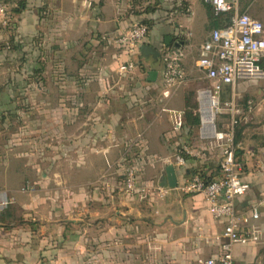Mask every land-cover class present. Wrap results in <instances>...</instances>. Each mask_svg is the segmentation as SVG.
<instances>
[{
	"label": "crops",
	"instance_id": "crops-1",
	"mask_svg": "<svg viewBox=\"0 0 264 264\" xmlns=\"http://www.w3.org/2000/svg\"><path fill=\"white\" fill-rule=\"evenodd\" d=\"M26 1L12 16V31L0 32V122L8 119L3 104L28 105L25 113L12 107L13 120L28 122L25 149L0 154V189L11 198L0 215V264H200L217 256L225 221L213 217L205 196L175 188L161 198L154 190L168 164L181 168L170 157L183 133L176 128L183 98L170 90L164 97L163 69L155 64L161 58L139 53L147 82L115 78L129 58L116 37L132 25V0ZM187 2L189 13L155 21L145 42L161 52L167 36L180 35L184 67L186 53L195 49L200 58L212 30L232 15L217 13L209 0ZM237 2V13L264 23V0ZM151 70L155 81L148 80ZM130 86L141 95L127 94ZM228 88L246 114L236 145L250 187L237 208L250 213L257 206L260 213L250 220L259 243H237L234 263L264 264V80ZM204 146L211 174L222 146ZM132 164L144 191L130 196L123 174Z\"/></svg>",
	"mask_w": 264,
	"mask_h": 264
},
{
	"label": "built area",
	"instance_id": "built-area-1",
	"mask_svg": "<svg viewBox=\"0 0 264 264\" xmlns=\"http://www.w3.org/2000/svg\"><path fill=\"white\" fill-rule=\"evenodd\" d=\"M237 1L209 0L217 13L232 15L225 25L212 30L210 37L203 43V54L197 60L198 69L208 81V86L198 91V113L201 119L199 135L202 140L222 146L220 172L211 181H205L203 177L195 174L187 177L184 182H179L176 187L185 194H203L210 202L213 217L225 221L220 253L202 259L200 264H235L234 248L237 243L256 244L260 241L258 229L250 224L251 219L259 218V208L254 206L250 213H243L237 208V200L244 196L250 187L242 176L244 164L237 155L235 139L237 128L246 114L232 89L229 98L223 99L222 94L228 86L235 85L237 81L264 80V68L260 65L264 55V23L247 12L237 13ZM0 20L10 27L12 16L9 6L2 0ZM147 38V27L141 22L133 23L116 37L117 46L129 56L119 65L120 74L133 72L138 67L135 56L140 53V46ZM161 56L164 59L162 75L165 85L171 89L186 84L182 49L165 44ZM209 113L212 114L211 121L206 118ZM182 124L180 117L176 128H181ZM185 150L192 155H199L187 146ZM175 163L185 166L187 161L177 154ZM124 175L123 190L127 195L133 196L144 191L140 187L135 166L126 167ZM157 190L159 196L164 198L171 188L158 185ZM10 204L9 193L0 189V215Z\"/></svg>",
	"mask_w": 264,
	"mask_h": 264
},
{
	"label": "rangeland",
	"instance_id": "rangeland-1",
	"mask_svg": "<svg viewBox=\"0 0 264 264\" xmlns=\"http://www.w3.org/2000/svg\"><path fill=\"white\" fill-rule=\"evenodd\" d=\"M176 0H132V7L129 11L130 14H132V24L135 22H142L148 19H151L152 21L158 22V21H162L163 19H165V17L169 16L168 13H170L171 11H175V10H180V7L182 5V2H186L187 0H182V2L180 3V6H176ZM176 14H178V12H175ZM175 14V15H176ZM15 20H11L10 21V27L8 25H5L1 22L0 20V32L6 33L8 31H12V27L14 24ZM16 23V22H15ZM183 35V34H182ZM174 41H182L183 44L180 45L179 48H182L184 45V40L180 35H175L174 37ZM103 41H101V43L99 44L100 46H102ZM164 42V40H163ZM191 42L188 41L187 45H190ZM172 47H174V44H171ZM3 47H6V44L3 43ZM195 50V49H194ZM193 50V53L187 55L186 53V58L185 60L189 59V62H187V66L185 64L186 70L188 74L187 75V82L186 84L180 86V87H173V88H169L167 87V85H165V81L163 79V75H162V80H163V90H164V97H166V90H170L172 92H176L177 95H179L180 97L182 96L183 98V107L181 109V119L184 125V118H187V120H189V117H197L199 115L198 113V109H199V101H198V91L200 88L206 87L208 86V81H206L204 79V75L202 74L201 71L198 70L197 66H196V62L197 59L199 58V54ZM101 51V50H99ZM160 64L159 63H155L158 64V66L160 68H162L164 70V59L161 56L160 57ZM154 59V58H153ZM122 61V60H121ZM121 61H118V64L121 63ZM145 64L141 61H139L138 67L137 69L145 74H142V76L140 75V73L138 72H134L136 71V69L133 72L130 73H125V74H120L117 70H116V80H131V82L134 81H145L147 82V67L144 66ZM162 70V71H163ZM163 73V72H162ZM115 75V74H114ZM149 80V79H148ZM152 81V80H150ZM136 83V82H134ZM3 88L0 89V92ZM138 91V89H135V87H131L126 91L127 94H131L133 91ZM137 95H141V93L138 91L136 93ZM11 95V93H8L7 98H9ZM21 96H24V94H20ZM225 95L226 98H228V94L227 92H224L222 94V96ZM4 98V99H7ZM188 104V105H187ZM27 104H15L14 106L10 103L8 104H3L2 109H5L7 111V117L8 119H2L0 122V133H2L0 135V154L2 155H12L14 153H19L21 150H24L25 147L23 145H21L20 143H24V140L27 139V125L28 122L27 120H23L21 121V123H17L16 120L12 119V107L13 109L16 111L18 109V111H21L23 113H25L27 111ZM179 114V113H178ZM1 118V117H0ZM201 120V119H200ZM16 121V123H15ZM4 123V124H2ZM185 130L184 132L180 135L181 137V142L179 144V147L181 148L183 145H186L189 150L191 151H196L199 153V155H192L190 153H188L186 150V152L188 153V155H190V159H188L187 163L185 166H181V168H176L177 171H180V174H182L183 179L182 182H184L188 177H191L193 175H195L197 172H202V173H206L207 177L213 176L214 173H219L220 172V167L219 166H213L214 172H212L211 174H207L208 170H207V160L204 161L203 159V153L204 151V145L207 144V140H202L200 135H199V129L197 126H194L191 131L189 132V134H187V126L185 125ZM197 131V132H196ZM196 132V133H194ZM183 139V140H182ZM180 148H178L177 152L179 153ZM177 153V154H178ZM207 153V152H206ZM0 155V156H2ZM207 155V154H206ZM135 157H137L135 155ZM175 156H171L170 160L174 161ZM164 163H169V159L165 160ZM133 166L136 167V165L132 164ZM137 168V173H138V167ZM212 168V167H211ZM125 172V170H124ZM217 176V175H214ZM123 177H125V175L123 174ZM27 184V183H25ZM28 185H26L27 187ZM141 186V185H140ZM157 186L158 183H155V188L154 190H157ZM158 191V190H157ZM178 191H180L182 194L183 191L181 189H178ZM140 193V192H138ZM186 195H191V194H186ZM9 207L7 208V210H9ZM6 210V211H7Z\"/></svg>",
	"mask_w": 264,
	"mask_h": 264
},
{
	"label": "trees",
	"instance_id": "trees-1",
	"mask_svg": "<svg viewBox=\"0 0 264 264\" xmlns=\"http://www.w3.org/2000/svg\"><path fill=\"white\" fill-rule=\"evenodd\" d=\"M2 1L9 6V13L11 14V16H14L16 14L21 13L27 7V1L26 0H2ZM189 10H190L189 3L188 2L187 3L186 2H182V5H181L179 11L184 13V14H186V13H189ZM141 23L144 24L147 27L148 35H149L151 30H152V28H153V26H154V24H155L154 21H152L151 19H148V20L142 21ZM14 24H15V22H14ZM14 24H13V27L15 26ZM9 42L11 44V41H9ZM226 92H227V94H228V92L230 93L229 88L226 89ZM223 99H226L225 95H223ZM184 121L185 122H184V125L181 126V130H183V129L185 130V128H186L185 125H186L188 127L187 128V134H189V132L191 131V129L194 126H197L198 129H199V126H200V123H201L199 115L197 117L190 116L189 120H187V118H184ZM184 130H183V132H184ZM196 132H194V133H196ZM235 139H236V141L238 140L237 133H236V138ZM185 146L186 145H183L181 148L178 146V148H180L178 154L182 155L185 158V160L188 161V159H190L191 156L188 155V153L185 151ZM196 174H198L201 177H203L205 181H211V180H213L216 177L214 175L210 176V177H207L206 173H202V172H197ZM216 175H218V174H216Z\"/></svg>",
	"mask_w": 264,
	"mask_h": 264
},
{
	"label": "water",
	"instance_id": "water-1",
	"mask_svg": "<svg viewBox=\"0 0 264 264\" xmlns=\"http://www.w3.org/2000/svg\"><path fill=\"white\" fill-rule=\"evenodd\" d=\"M165 44L168 46H171V44H174L175 45L174 48H179L180 45L183 44V42L182 41H179V42L176 41L175 42L174 37L172 35H169L166 37ZM149 53H152V55L157 59H159L161 56V52L157 48L153 47L152 45L143 43L140 46V54H149ZM140 59H141L140 55L137 54L135 56V60H136L137 64H139ZM157 74H158L157 71L151 70L149 72L148 79L155 81L157 79ZM178 183H179V180L177 178L176 169H175L174 164H172V163L168 164L165 167V173L162 176L161 186H167L171 189H175L178 186Z\"/></svg>",
	"mask_w": 264,
	"mask_h": 264
},
{
	"label": "bare ground",
	"instance_id": "bare-ground-1",
	"mask_svg": "<svg viewBox=\"0 0 264 264\" xmlns=\"http://www.w3.org/2000/svg\"><path fill=\"white\" fill-rule=\"evenodd\" d=\"M207 111L209 112L210 110H207ZM207 116H208V117H206V118L208 119V121H211V119H212V114L209 113ZM209 129H210V128H209Z\"/></svg>",
	"mask_w": 264,
	"mask_h": 264
}]
</instances>
